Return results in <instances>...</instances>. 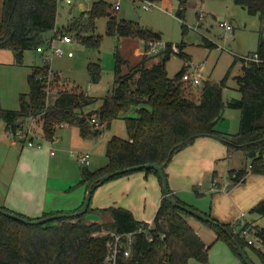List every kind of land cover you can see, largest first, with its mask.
<instances>
[{"label":"trees","instance_id":"1","mask_svg":"<svg viewBox=\"0 0 264 264\" xmlns=\"http://www.w3.org/2000/svg\"><path fill=\"white\" fill-rule=\"evenodd\" d=\"M176 1L175 14L182 18L187 0ZM234 2L248 13L264 18V0ZM109 6L106 0H93L88 10L81 11L82 18L79 21L69 22L67 30L73 31L74 37L86 46L98 48L101 35L94 32L95 20L108 15V34L141 38L144 43L148 39L160 38L159 31L138 21L116 18ZM56 15L57 0H2L0 48L11 50L15 63H22L24 50L35 49L38 44L44 43L48 37L46 32L55 28ZM196 15L199 16V13L196 12ZM59 29L58 31L63 32ZM261 31L253 51L258 54V59L245 61L243 57L235 56L219 80L205 78L196 85L199 86L196 97L193 96L194 88L190 87L193 85L182 80V74L188 70L190 60L189 54L183 51L182 43L177 44L179 51L175 53L184 57L185 63L173 76H169L166 69V61L173 52L170 42H166V49L158 53V60L148 62L154 54L146 51L147 55L143 54L133 65L128 64L129 61L116 44L114 82L102 96L91 95L77 85H71L57 88L55 96L48 102L46 85L50 65L47 60H43L41 65H33L27 75L29 88L27 92L19 93L18 108L0 106V119L5 130L11 134L35 119L40 122L42 136L52 139L61 124L76 125L82 136L97 135L109 127L114 118L123 117L127 135L113 134L107 139L105 153L108 161L95 169L81 165L78 183L84 184L86 189L105 172L144 162L162 165L167 177L166 166L177 151L199 136L215 137L225 143L229 152L241 149L246 161H249L248 166L245 164L240 168L228 169L227 187H231L245 179L248 168L253 173L264 174V37ZM203 39L207 45H215L206 37ZM238 60L241 63L240 73L234 75V79L240 96L224 99V88ZM125 64L126 70L122 69ZM87 69L91 81L100 79L102 68L99 60L89 61ZM96 101H100L97 108L86 110ZM225 106L235 107L240 111L239 128L236 132L229 133L216 127L223 117ZM132 107H135V113L127 114V110ZM91 116L98 120L97 126L90 121ZM24 141L26 140L22 138L19 143L23 144ZM140 170H144L146 174L156 173L161 183L159 174L153 168ZM131 172L133 171L115 174L109 179ZM168 187L176 201L191 206L181 200L169 185ZM0 206L32 218L4 205ZM94 211L108 214L109 218L102 221L89 220L87 213ZM250 211L264 215V197L252 205ZM54 212L60 211L44 212L41 216ZM205 213L224 225L241 247L244 243H254L253 239L248 242L243 235L235 232L230 223L221 222L208 212ZM190 215L192 214L185 209L173 205L163 189L150 222L135 218L132 211L124 206L94 208L91 206V199L82 214L36 224H29L0 212V264H191L192 260L197 264H209V246H206L187 220ZM201 221L215 231L216 238L225 239L234 252L241 256L231 237L219 224ZM242 231H252L264 246V226L246 222L241 233ZM129 232L133 233V237L129 254L124 255V234ZM117 233L122 234V242L112 263L106 256L109 244ZM252 248L264 264V250L254 246Z\"/></svg>","mask_w":264,"mask_h":264},{"label":"rangeland","instance_id":"2","mask_svg":"<svg viewBox=\"0 0 264 264\" xmlns=\"http://www.w3.org/2000/svg\"><path fill=\"white\" fill-rule=\"evenodd\" d=\"M92 1L73 0L68 4L64 0H57L55 28H60L59 30L71 34L73 40L65 43L56 40L55 43L62 46L65 50H72L73 54L67 55L63 53L50 56L48 61L50 70L47 71L46 85L48 102L55 96L57 88H66L71 85H77L91 95L102 96L106 94L114 82V50L116 44H118L122 55L129 61L128 64H135L141 57L140 51L144 41L142 42L136 37L120 38L116 35L108 34L106 32L108 15L100 16L95 20L94 32L101 35L98 48L86 46L74 37L73 31L67 30L69 22L72 20L79 21L82 18L81 11L88 10ZM106 1L110 4L109 10L116 18L138 21L153 30L159 31L160 39L163 42H170L172 46L182 43L183 51L190 56L188 70H191L193 65L203 62L202 76L211 80H219L235 56L252 53L257 46L260 31L264 30V18H260L257 14L248 13L245 8L235 3L234 0H187L182 18L175 14L177 8L176 0H156L155 5L150 8H143L134 0ZM115 2L119 4L117 8L114 7ZM69 10H71L70 13ZM196 12H199L202 16H197ZM219 16H222L232 26V29L225 30L220 25ZM46 35L50 36L51 30L46 32ZM204 37L213 41L215 45H207L204 42ZM138 49L140 51H137ZM145 52L146 46L144 44L143 54H146ZM154 56L155 58L150 61L158 60L160 54H154ZM98 60L102 68L101 76L98 81L93 82L90 80L87 63ZM42 63L43 54L37 52L34 48L24 50L23 60L20 64L15 63L14 54L11 50L0 48L1 107L18 108L19 93H25L29 88L27 75L31 72L33 65H41ZM184 63V57L172 52L166 61L168 75L173 76ZM122 69L126 70L127 64L123 65ZM52 72H54V75H52ZM238 73H240V60L234 64L231 70L227 86L223 91L224 99L240 96L236 80L234 79V75ZM53 76L55 79H53ZM190 87L194 88L193 96L196 97L199 86ZM96 107H98V103L88 106L86 110ZM126 113L133 115L135 107L130 108ZM239 116L240 111L238 108L225 106L223 117L217 122L216 127L225 132H236L239 128ZM32 123L33 128L40 126V122L35 119H32ZM65 125L56 129L54 140L56 141V137L58 142L62 141V139H68L65 150L69 151L68 154H70L74 164L76 163L78 167L80 166L76 160L78 150L88 151L91 159L87 167L96 168L108 161L105 153L107 139L113 134L119 136L127 135L123 117L114 118L109 127L104 128L99 135L88 139L86 144L77 143V138L79 137L76 134V126ZM70 136L74 138L71 141ZM18 141L15 145L11 143V135L7 134L4 123L0 119V197L2 190H5V186L7 187L8 181L12 177V166L15 159L19 154H30L35 149L32 146H28L27 143H23L21 147V143ZM56 142L53 143L56 154L65 152ZM213 142L212 145H206L201 152L196 153L193 171L197 172L194 177H197L196 180L199 181L191 182L192 184L188 187H183L179 193L189 196L190 199L193 197L198 204H191V206L196 207V205H199V208L196 207L198 210L208 212L212 216L218 215L216 216L218 219L230 223L232 229L241 235H243L241 229L246 222L264 226V215L250 211L251 206L260 199L257 196L254 198V202H251L252 192L255 189V184L254 188L251 185L253 180L249 178L231 189L227 187L228 169L232 167L240 168L245 164L249 165V161H246L243 151L234 149L231 151L230 156L223 157L225 146H223L222 141L216 139ZM45 145L48 146V143H45ZM47 148L49 150V146ZM47 150L41 149L43 155L49 157L51 161V155ZM220 150H222L221 154L213 156ZM70 152L75 154L74 157ZM73 160L71 159V163ZM64 170L62 166L57 165L53 168L51 167L50 171L61 173ZM143 172L144 170H137L131 172V174L121 175L105 181L102 186L112 180L135 176L128 190L125 191L123 186L119 187L117 191L118 197L108 202L106 206L120 205L130 208L132 212L134 211L133 214L137 218L150 221L160 199L161 184L156 173L148 172L146 177H144ZM154 175L156 179L152 182V176ZM213 177L218 181V189L210 188ZM51 181L57 182L55 179H50V183ZM100 187H96L94 194ZM227 190L229 191L227 192ZM93 198H91V203ZM242 212L243 214L241 215ZM99 214L94 211L87 213V217L90 220H96ZM100 215L105 217V213ZM187 220L197 226L202 239L209 246L207 250L209 264H246L225 239L216 238L215 231L209 225L194 215L187 216ZM243 237L245 240L248 238L254 240L252 245L244 243L242 247L250 262L252 264H262L252 247L264 250V246L258 242L252 231H247ZM191 264H197V262L192 260Z\"/></svg>","mask_w":264,"mask_h":264},{"label":"crops","instance_id":"3","mask_svg":"<svg viewBox=\"0 0 264 264\" xmlns=\"http://www.w3.org/2000/svg\"><path fill=\"white\" fill-rule=\"evenodd\" d=\"M1 2L2 0H0V4ZM70 12L71 10H69V13ZM0 13H1V9H0ZM220 20H224V18L222 16H219V21ZM222 27L225 30L232 29L231 25L229 28H226L225 26H222ZM51 35H52V31H51ZM139 39L143 42V39L141 38ZM144 44L145 43L143 42V47L141 51L140 49L137 50V51H140L141 56L144 52ZM153 58H155V56L154 57L152 56L151 59ZM151 59H149L148 62H153V61H150ZM189 63L190 61L188 62V64ZM96 103H98V106L100 105V101H96ZM28 123H30V121ZM62 126H66V125H61L60 127ZM76 128H77L76 134L78 135L79 138L82 137L80 139L77 138L78 139L77 143H83V144L88 143V139H91L99 135L102 132L101 131L97 135L88 134V135L82 136L79 132V128L77 126ZM8 133L9 132H7V134ZM9 134L11 135V133ZM69 138H70V141L71 139H74L72 136H70ZM213 139L216 140L218 138L211 137V136L197 137L192 143L186 145L185 147L177 151L172 156L171 160L166 166L168 185L181 200L185 201L188 204L193 205V204H198V203L195 201L193 197L190 199L189 196H186L183 193H179V191L182 190L183 187H188L190 184H192L191 182L195 183L199 181V180H196L197 177H194L196 176L197 172L193 171V164H194L195 156H196V153L201 152L205 148L206 145H212L214 143ZM56 141H57V137H56ZM56 141L54 140V136L52 139L43 138L40 145H36V144L29 145L28 144V146H32L35 148L32 153L25 154V155L19 154V156L15 159L14 164L12 166L13 167L12 177L8 181V185H7L8 188L4 185L5 190L3 191L1 189L2 192H1V197H0V205H4L6 207H9L18 212H22L31 217L41 216L44 212L68 211V210H74L75 208L79 207L86 193V186L84 184L78 183L79 176H80V167L82 164H80V162L77 159V153L82 152V150H78L76 153V160L80 164V166L78 167L76 163L74 164V160L73 158L70 157V154H68L69 151L65 150V146L67 144L68 139H65V140L62 139V141L60 140L59 142L58 141L56 142ZM54 142L58 143L59 147H61L62 150L65 151L66 153L60 152L59 154H56V151L53 147ZM11 143L14 145L16 144L12 141ZM45 143H48L49 150H47L48 146L45 145ZM222 143H223V146H225V154L223 155V157L230 156L231 152L228 151L223 141ZM22 146L23 145L21 144V147ZM41 149H46L49 152L52 158L51 161L49 157H45L43 155ZM51 150H53V153H51ZM71 151H75V150H71ZM221 151L222 150H220L218 153H215L213 156H218V154H221L220 153ZM71 155H73L74 157L75 154L71 153ZM71 159L73 160L72 163H71ZM90 159L91 158H90V153H89V161L86 165L89 164ZM57 165H59L60 167L62 166L65 170L61 173L51 172L50 171L51 167L53 168ZM232 168H239V167H232ZM90 169H95V168H90ZM143 175L144 177H146L145 172H143ZM254 175H257V176H254ZM133 177L135 176H126L124 178H119V179L107 182L103 186H102L103 183L97 186V188H99L100 186L101 187L96 192V194H94V191H93L91 198H93V194H94V198H93V202L91 203V206L94 208L95 207H106V204H108V202L118 197L117 191L119 187L123 186L125 191L128 190L133 180ZM249 178L253 180L251 183V185H253V188L255 184V189H253L252 199H251L252 200L251 202H254V198H256L257 196H258L257 198H260V199L264 197V174L253 173L248 168L245 179L241 182L236 183L235 185L231 187H228V189H231L232 187L245 182ZM50 179H55L57 180V182L51 181L50 183ZM154 179H156L155 175L152 176L151 181L154 182L155 181ZM227 179H228V176H227ZM254 180H255V183H254ZM228 182H229V179H228ZM210 188L211 189L219 188L218 181L215 180L214 177L212 178ZM228 191L229 190H227V192ZM161 197H162V185H161L160 199ZM160 199H159V202H160ZM159 202L157 203V206L155 207V211L159 205ZM198 206L199 205H196L197 208H199ZM132 213H134V211ZM242 214L243 212L241 213V215ZM216 216L218 215H213L215 219L221 222H225V221L218 219V217ZM108 218H109L108 214H105V217H102L99 214V217H97L96 220L102 221ZM135 218L137 217L135 216ZM141 220H144V219H141ZM190 223L192 224V222ZM192 226L194 227L196 232L200 235L197 229V226L195 224H192Z\"/></svg>","mask_w":264,"mask_h":264},{"label":"built area","instance_id":"4","mask_svg":"<svg viewBox=\"0 0 264 264\" xmlns=\"http://www.w3.org/2000/svg\"><path fill=\"white\" fill-rule=\"evenodd\" d=\"M64 1L70 4L73 0H64ZM134 1H137L138 4H140V6L143 8H150L153 5H155L154 0H134ZM118 5H119L118 2H115L114 7L117 8ZM199 16L202 15L199 13ZM219 22L221 26H225L226 28L230 27V24L224 20H220ZM261 34L262 37H264V30L261 31ZM56 40L65 43L72 41L73 37L69 33L60 32L58 31V28H54L53 34L51 36H48L44 41V43L38 44L35 48L36 51L43 54V60L49 61L51 55H59L63 53H66L67 55L73 54L72 50H65L62 46L56 44L55 43ZM145 44H146V51L149 54L161 53L167 47V43L163 42L160 38L148 39L145 42ZM171 49L173 52L179 51V47L176 45L172 46V44H171ZM241 57H243L245 61L250 59L257 60L258 54L256 52H252L250 54L242 55ZM203 67H204L203 62H200L197 65H193L191 70H186L185 72H183L182 80L190 83L193 86L200 84L203 81V79H205V77L202 76V72H201ZM90 121L96 125L98 124V120L96 119L95 116H91ZM32 125H33L32 120H30V123H28L27 126H25L23 129H19L15 133H12L11 141L17 143V140L24 138L26 140L24 142L29 145L31 144L40 145L42 139L44 138L42 136L41 128L40 127L33 128ZM30 137H32V139H30ZM51 153H53V150H51ZM77 159L80 162V164L86 165L89 161V153L87 151L78 152ZM245 233L246 231H242L243 235ZM124 236L125 239L123 240L124 243L123 254L128 255L130 248L129 246L132 241L133 233L129 232L127 234H124ZM121 242H122V234L121 233L114 234V239L109 244V250L106 256V259L108 261H111L112 263L114 262L116 254L120 251ZM248 242H252V239L248 238Z\"/></svg>","mask_w":264,"mask_h":264},{"label":"water","instance_id":"5","mask_svg":"<svg viewBox=\"0 0 264 264\" xmlns=\"http://www.w3.org/2000/svg\"><path fill=\"white\" fill-rule=\"evenodd\" d=\"M142 168H153L154 170L157 171V173L159 174V177L161 179V185H162V189L166 195V197L168 198V200L176 206H179L183 209H185L186 211H188L190 214L194 215L195 217L207 221L208 223H217L220 225V227L225 230L227 232V234L231 237L232 241L235 244L236 250L237 252L241 255L242 259L244 260V262L246 264H252L250 262V260L248 259V257L246 256V254L244 253L242 247L240 246V244L237 242V240L235 239V237L232 235V233L221 223L217 222L216 220H214L213 218H211L210 216H208L205 212L200 211L198 209H195L187 204H180L178 201H176V199L171 195L170 191H169V187H168V180L167 177L164 173V169L163 166L160 164H156L154 162H144V163H138V164H133V165H129V166H125L122 168H117L108 172L103 173L102 175H100L98 177L97 180L93 181L90 186L87 187L86 189V193L84 196V199L82 200L81 204L79 205L78 208L74 209V210H68V211H60V212H54V213H48L46 215L43 216H38V217H26L24 215H21L19 213L13 212L5 207L0 206V212L6 215H9L11 217H14L18 220H21L23 222L29 223V224H36V223H41L44 222L46 220H51V219H55L58 217H72V216H76L79 214H82L86 211L89 203H90V199L92 196V192L94 191V188L96 186H98L99 184L103 183V181L109 179L111 176L115 175V174H120V173H124V172H129V171H134V170H140Z\"/></svg>","mask_w":264,"mask_h":264}]
</instances>
